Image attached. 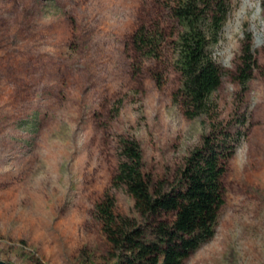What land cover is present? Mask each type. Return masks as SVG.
I'll return each mask as SVG.
<instances>
[{"label": "rangeland", "instance_id": "1", "mask_svg": "<svg viewBox=\"0 0 264 264\" xmlns=\"http://www.w3.org/2000/svg\"><path fill=\"white\" fill-rule=\"evenodd\" d=\"M171 5L0 0V262L114 264L93 206L109 190L117 213L137 216L124 188H110L119 137L138 142L145 174L171 181L221 125L240 134L224 204L213 236L182 264H264V0H228L212 50L221 84L209 112L192 119L176 98ZM142 24L166 34L159 60L136 58L130 47ZM245 34L256 67L241 85Z\"/></svg>", "mask_w": 264, "mask_h": 264}, {"label": "trees", "instance_id": "2", "mask_svg": "<svg viewBox=\"0 0 264 264\" xmlns=\"http://www.w3.org/2000/svg\"><path fill=\"white\" fill-rule=\"evenodd\" d=\"M170 13L175 25L170 35L173 63L181 79L176 98L184 117L192 119L209 112L211 97L221 84L212 50L230 8L228 0H172ZM166 39L158 24H142L129 44L136 58L159 60ZM255 67L250 36L245 34L235 68L238 83L245 85ZM239 139L240 134L228 126H212L167 181L145 174L138 142L119 137L110 188H124L137 216L117 213L109 190L93 206L114 264H182L207 242L224 204L222 179Z\"/></svg>", "mask_w": 264, "mask_h": 264}, {"label": "water", "instance_id": "3", "mask_svg": "<svg viewBox=\"0 0 264 264\" xmlns=\"http://www.w3.org/2000/svg\"><path fill=\"white\" fill-rule=\"evenodd\" d=\"M0 264H6V263L0 262Z\"/></svg>", "mask_w": 264, "mask_h": 264}, {"label": "bare ground", "instance_id": "4", "mask_svg": "<svg viewBox=\"0 0 264 264\" xmlns=\"http://www.w3.org/2000/svg\"><path fill=\"white\" fill-rule=\"evenodd\" d=\"M258 44V43H257Z\"/></svg>", "mask_w": 264, "mask_h": 264}]
</instances>
